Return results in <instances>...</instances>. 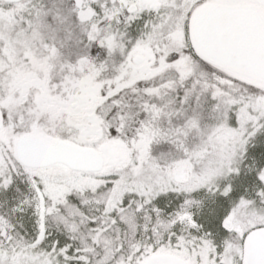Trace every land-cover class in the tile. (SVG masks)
<instances>
[{
  "label": "snow or ice",
  "instance_id": "obj_1",
  "mask_svg": "<svg viewBox=\"0 0 264 264\" xmlns=\"http://www.w3.org/2000/svg\"><path fill=\"white\" fill-rule=\"evenodd\" d=\"M0 264H264V0H0Z\"/></svg>",
  "mask_w": 264,
  "mask_h": 264
}]
</instances>
